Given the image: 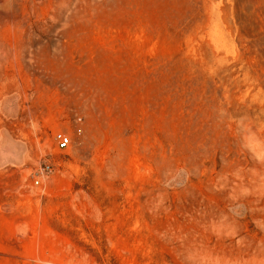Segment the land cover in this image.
Here are the masks:
<instances>
[{"label":"rangeland","instance_id":"374dc122","mask_svg":"<svg viewBox=\"0 0 264 264\" xmlns=\"http://www.w3.org/2000/svg\"><path fill=\"white\" fill-rule=\"evenodd\" d=\"M261 215L264 0H0V264H264Z\"/></svg>","mask_w":264,"mask_h":264},{"label":"built area","instance_id":"2783aa9c","mask_svg":"<svg viewBox=\"0 0 264 264\" xmlns=\"http://www.w3.org/2000/svg\"><path fill=\"white\" fill-rule=\"evenodd\" d=\"M56 140V144L58 148H65L70 142V136L65 135L63 133L57 132L54 135ZM51 171V167L49 163H44L42 166L39 167L37 171V175L34 177L33 182L34 184H39L40 178Z\"/></svg>","mask_w":264,"mask_h":264},{"label":"bare ground","instance_id":"6f19581e","mask_svg":"<svg viewBox=\"0 0 264 264\" xmlns=\"http://www.w3.org/2000/svg\"><path fill=\"white\" fill-rule=\"evenodd\" d=\"M4 1H5L6 4H9V0H4ZM11 1H12V0H11ZM1 3H2V2H1ZM9 8H11V7H9ZM10 10H11V9H10ZM12 10H13V9H12ZM12 10H11V11H12ZM5 11H6V9H5ZM11 11H10V12H11ZM7 12H8V11H7ZM66 20H67V19H66ZM51 82H52V80H51ZM170 165H171V164H170ZM169 167H170V166H169ZM169 167H168V168H169ZM257 188H258V187H257ZM236 212H237V211H236ZM226 214H227V213H226ZM221 215H222V214H220L219 216H221ZM227 215H228V214H227ZM227 215H226V218L229 216V215H228V216H227ZM223 216L225 217V215H223ZM261 217L264 218V216H262V215H261ZM219 219H220V218H219ZM236 219H237V218H236ZM223 220H226V219L224 218ZM223 220H222V221H223ZM230 221H231V220H230ZM262 221H264V219H262ZM233 222H234V221H233ZM220 223H221V221H220ZM220 223H219V225H220ZM223 223H224V221H223ZM231 223H232V221H231ZM262 223H263V222H262ZM225 224H226V227H228V226H227L228 223H225ZM225 224H223V225L225 226ZM229 224H230V223H229ZM260 224H261V222H260ZM221 225H222V224H221ZM224 226H222V227H224ZM233 226H234V225H233ZM222 227H220V228L222 229ZM224 228H225V227H224ZM223 230H225V229H223ZM219 231H220V229H219ZM223 232H224V231H223ZM219 234H221V231H220ZM252 259H253V258H251V260H252ZM251 260H250V261H251ZM248 262H249V260L247 261V263H248ZM252 262H253V261H251V263H252ZM247 263H246V264H247ZM258 263L260 264V262L257 261V264H258ZM248 264H250V263H248ZM255 264H256V263H255Z\"/></svg>","mask_w":264,"mask_h":264}]
</instances>
